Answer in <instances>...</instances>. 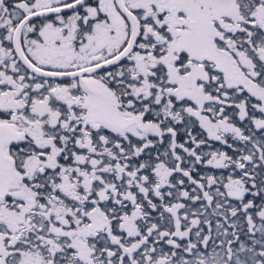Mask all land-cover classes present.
Wrapping results in <instances>:
<instances>
[{
  "label": "snow or ice",
  "instance_id": "snow-or-ice-1",
  "mask_svg": "<svg viewBox=\"0 0 264 264\" xmlns=\"http://www.w3.org/2000/svg\"><path fill=\"white\" fill-rule=\"evenodd\" d=\"M0 264H264V0H0Z\"/></svg>",
  "mask_w": 264,
  "mask_h": 264
}]
</instances>
